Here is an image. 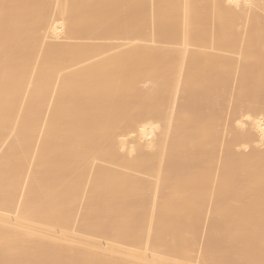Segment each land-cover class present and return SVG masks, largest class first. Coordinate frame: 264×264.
<instances>
[{"label":"bare ground","instance_id":"6f19581e","mask_svg":"<svg viewBox=\"0 0 264 264\" xmlns=\"http://www.w3.org/2000/svg\"><path fill=\"white\" fill-rule=\"evenodd\" d=\"M263 83L264 0H0V264H264Z\"/></svg>","mask_w":264,"mask_h":264},{"label":"rangeland","instance_id":"374dc122","mask_svg":"<svg viewBox=\"0 0 264 264\" xmlns=\"http://www.w3.org/2000/svg\"><path fill=\"white\" fill-rule=\"evenodd\" d=\"M148 3H150V1H149ZM47 7H48V9L50 8L49 6H47ZM144 12H145V10H144ZM144 12H143V13H144ZM141 14H142V13H141ZM208 14H209V13H207V15H208ZM207 15H206V17L203 16V18H205V20L207 19L206 23L209 21V22H210V25H211V19L209 18V15H210V14H209L208 16H207ZM210 17H211V15H210ZM232 18H233V17H232ZM237 18H239V17H237V16L235 17V19H236V20H235V23H237V21L239 20V19L237 20ZM208 19H210V20H208ZM241 20H242V19L240 18V21H241ZM209 22H208L207 25L205 26L207 29H205V30L202 31V32L205 33V34H206V32H208L207 30L209 29V27H207V26H209ZM233 22H234V21H233ZM105 28H106V27H105ZM100 30H101V29H100ZM105 30H106V29H105ZM102 31H103V30H102ZM108 31H110L109 28H107V32H105V34L108 35V33H109ZM169 31L171 32L170 29L168 30V32H169ZM204 31H206V32H204ZM96 32H97V33H96ZM96 32H93L94 34L96 33V34H95L96 37L101 38V35H100V36L98 35V31H96ZM100 32H101V31H100ZM166 32H167V30L165 29V33H166ZM170 32H169V33H170ZM210 32H211V31H209L208 33L210 34ZM102 33H103V32H102ZM208 33H207V34H208ZM81 34H82V33H81ZM81 34H77V35H81ZM90 34H91V33H90ZM90 34H89V35H90ZM94 34H93V35H94ZM103 34H104V33H103ZM205 34H204V35H205ZM209 34H208V36H209ZM77 35H76V36H77ZM91 35H92V34H91ZM107 35H105V37H106ZM74 36H75V35H74ZM84 36H85V35H84ZM84 36H83V37H84ZM80 37H81V36H80ZM94 37H95V36H94ZM102 37H104V35H103ZM167 60H169V59H167ZM172 62H173V61H171V63H172ZM167 63L170 64V61H166V64H167ZM168 64H167V65H168ZM172 65H173V67H170L171 70H172V68H175V67L177 66L176 63H175V64L172 63L170 66H172ZM168 68H169V66H168ZM170 68L168 69V73H169ZM176 69H177V68L173 69V70L170 71V72H173V71L176 70ZM217 75H218V74H217ZM217 75L215 76V78L220 77V74H219V76H217ZM143 78H144V77H143ZM143 78L141 79V81L145 80L146 77H145L144 79H143ZM221 78H222V76L220 77V79H221ZM217 79H218V78H217ZM231 79H232V81H230V82L227 81V82H229V85H230L229 87H230V88L234 87V84H233V82H234V81H233V78H231ZM231 79H230V80H231ZM221 80H222V79H221ZM219 82H220V81H217L216 83H219ZM231 82H232V83H231ZM216 83H215V85H217V86L223 85V83H222V84H221V83H220V84H216ZM230 83H231V84H230ZM234 83H235V82H234ZM224 84H225V83H224ZM232 84H233V86L231 87ZM263 84H264V83H263ZM215 85H214V86H215ZM223 86H224V85H223ZM223 86H220L219 88L221 89V87H222V89H223ZM227 86H228V85H227ZM229 87L227 88L228 90L230 89ZM245 87H250V86H247V85H246ZM263 87H264V86L262 85L261 88H263ZM219 88L216 87L217 90H218ZM225 88H226V84H225ZM251 88H253V87L251 86ZM251 88H248L247 91H249V92L244 91V90H246V88H245V89L240 88V89L243 90L244 93L248 94V93H250ZM211 89L213 90L214 88L212 87ZM211 89H210V91H211ZM220 89H219V92H218L219 94L223 92V90L221 89V90H222V92H221ZM240 89H238V90H240ZM249 89H250V90H249ZM225 90H226V89H225ZM228 90H227V91H228ZM238 90L236 91V93L241 92V90H240V91H238ZM252 90H253V89H252ZM163 91H165V89H162V92H163ZM213 91H214L215 93H214ZM213 91L210 92V93H208V92H209V90H208L207 93H208V95L211 96L210 99H213V98L216 99V102L218 103V105H220V103L218 102V99H219L220 96H222L223 94H220V96H216V95H219V94L215 91V89H214ZM253 91H254V90H253ZM258 91H259V90H258ZM260 91L262 92L263 90L261 89ZM260 91H259V92H260ZM162 92H161V94H160L159 96H160V97H161L162 95H163V96H162V98H160L158 101H160L161 99L164 100V98H165V99L167 98V99H166V102H167V103L169 102V103L171 104V101H172V100L170 101V99H169V98H170V95H171L170 92H169V94H168V93L166 94L165 92H164V94H162ZM228 92H229V91H228ZM231 92H234V93H235V90H234V91L232 90ZM261 92H260V93H261ZM263 92H264V91H263ZM263 92H262V93H263ZM207 93L204 94V95L206 96L204 99L210 97V96L207 97ZM224 93L227 94L225 91H224ZM242 93H243V92H242ZM244 93H243V94H244ZM254 93H255V94H254ZM257 93H258V92H256V91H254L253 93H252V91H251V94H254V95H255L253 100H254L255 102H257V103H260L259 100H260V99H264V98H263L264 95L261 94V96H260L261 98L257 99V98L259 97V94H257ZM141 94L143 95L144 92H143V91H142L141 93L139 92V96H140ZM215 94H216V95H215ZM243 94H242V95H243ZM201 95H203V94H201ZM227 95H230V96H229V97L227 96L226 98H227V99L231 98V99H230L231 101H232V98H233V103H235V104L231 105V101H230V100H229V101H230L229 103L226 102V101H228L227 99H225L226 101H225V100H223V101H225V103H228V104H224L223 102H221V101H222V99H221V101H220V100H219V101L221 102L222 107H221V106H220V107H221L222 109L219 108V107H215V109H216V108H219L221 112L224 111V110H226V108H227L228 110H226V111H224L223 113L220 114L219 109H217V111H216V110L214 111V107H213V108H211V111H210V113H211L212 115H213V113L215 112V113H217L216 116H218L219 114H220V116H222V114L225 115L226 112L228 113V111H229V114H231L232 116L228 114V115H225V117H226V116H227V117L229 116V119H230V118H233V117H234V118H235V117H239L240 115H242V114L245 113V112L240 113L241 110H245V109L250 110L249 108H252V107H250L251 104H248L247 102H246V105H247V107H248V105H249V108H247L246 105H244V103H245L244 101H245V100H244L243 98H241L242 95L240 96V94H237V95H238V98H240L241 100L237 99V98H236V95L233 94V93H230V94H227ZM257 95H258V97L256 98ZM139 96L137 95V97H139ZM239 96H240V97H239ZM248 96H249V95H248ZM248 96L245 97V94H244L245 99H248ZM251 96H253V95H250L249 97H251ZM135 97H136V96H135ZM135 97H134V98H135ZM140 97H142V96H140ZM202 97H204V96H202ZM202 97H201V98H202ZM222 97H223V96H222ZM124 98H126V100L128 99L129 102L127 101V103H130V102L132 103V101L134 100L133 97L129 98V97H126V96H122L120 99H121V100H124ZM171 98H172V95H171ZM251 98H252V97H251ZM255 98H256L257 100H256ZM137 99H138V98H137ZM168 99H169V100H168ZM190 99H191V98H190ZM193 99H195V98H193ZM193 99H191V100H193ZM197 99H198V96H197ZM214 99H213V101H214ZM139 100H141V98H139ZM139 100H137V101H139ZM162 100L160 101L161 103H162ZM124 101H125V100H124ZM134 101H135V100H134ZM137 101H135V102L138 103ZM164 101H165V100H164ZM187 101H190V100L187 99L186 102H184V103H182V102H183V101H182L181 103L178 104V107H180V104H182V105H183V106L181 105V109H182V107L186 106L185 103H186L187 105H189L190 102H187ZM238 101H239V103H240V102H244L243 104L241 103V104H242V105H241L242 107H243V105H244L243 109H242L241 106L238 105ZM261 101H262V100H261ZM135 102H134V104H136ZM216 102H215V103H216ZM255 102H252V105H253V106L256 104ZM262 102H263V101H262ZM123 103H124V102H123ZM161 103H160V104H161ZM254 103H255V104H254ZM138 104H139V103H138ZM162 104H163V103H162ZM162 104H161V105H162ZM164 104H165V103H164ZM164 104H163V105H164ZM170 104H169V105H170ZM130 105H132V104H130ZM136 105H137V104H136ZM165 105H166V104H165ZM165 105H164V106H161V108H162V107H163V108L165 107L164 110L166 109V107H167L168 104H167L166 106H165ZM227 105H228V106H227ZM234 105H235V108H234V109L236 110L235 112L237 113V111H239V113H240V114L238 113L239 116H238L237 114H234V109H233ZM190 106H191V105H190ZM215 106H216V105H215ZM230 106H232V108H231ZM258 106H259V104H257V106H255V108L258 107ZM263 106H264V104H262V107H263ZM187 107H188V106H187ZM223 107H224V108H223ZM240 107H241V109H240ZM259 107H261V106H259ZM259 107H258V110H259L260 112H258V110H257V111H256V110H253V109H254V107H253L252 110H253L255 113H254L253 111L250 110V111H251V114L254 113V115H259V116H263V117H264V115H263V114H264V111H262L263 114H260V113H261V108H262V107H261L260 109H259ZM161 108L158 109V110H157V109L154 110V111H158L159 113H158V112H154V111H152V116H153L154 119H155V117H157V116H159V117L156 118V119H160V115H162V111H163V110H162L163 108H162V109H161ZM167 108H168V107H167ZM185 108H186V107H184V109H185ZM263 108H264V107H263ZM263 108H262V110H264ZM189 109H192V108H189ZM201 109H202V108H201ZM201 109H200V110L198 109L197 111H201ZM230 109L233 110L232 113H231ZM204 110H205V109H203V110L201 111V112H203L202 115H205V114H206V115L209 116L210 113H207V112H205ZM165 111L167 112V110H165ZM206 111H209V110H206ZM153 112H154V113H153ZM166 112L163 111V114L165 115ZM204 112H205V113H204ZM257 112H258V113H257ZM155 113H157V114H156V115H153V114H155ZM160 113H161V114H160ZM196 113H197V112H196ZM215 113H214V114H215ZM247 113H250V112L247 111ZM166 114H167V113H166ZM197 114H198V113H197ZM167 115H168V114H167ZM199 115H201V114H199ZM202 115L200 116V118H202ZM206 115H205V117H206ZM235 115H236V116H235ZM149 116H150V114H149ZM152 116H150V117H152ZM154 116H155V117H154ZM165 116H166V115H165ZM216 116H215V117H216ZM220 116H219V117H216V118H217V123H218V122H219V124L222 123V124L220 125V127H221V126H223V121H221V120H220L221 122L218 121V118L221 119ZM146 117H148V115H147ZM198 117H199V116H198ZM211 117H213V116H211ZM142 118H143V117H142ZM162 118H164V117L162 116ZM162 118H161V119H162ZM203 118H204V116H203ZM213 118H214V117H213ZM216 118H215V121H216ZM140 119H141V118H140ZM140 119H136V120H140ZM164 119H165V118H164ZM199 120H200V119H199ZM222 120H224V117L222 118ZM120 122H121V121H120ZM198 122H199V121H198ZM198 122H197V123H198ZM228 125H229V123H228ZM228 125H227V126H224L225 128H224V127H222V128H223V129H226V128H227V131H228L230 128H232V127H229V128H228ZM230 125H231V124H230ZM230 125H229V126H230ZM218 127H219V126H218ZM222 128H220V129H222ZM218 129H219V128H218ZM232 129H234V127H233ZM232 129H230V130H232ZM219 131H220V134H219L218 136H221V133H223V131H221V130H219ZM233 131H236V129L233 130ZM229 132H231V134H230V136H229L228 138L233 137L232 134H234V133L237 135V136H235V134H234V139H233V140L230 138V140H232L233 143H232L231 141H229L228 138H226V141L231 142V143L233 144V146H234V144H235L234 141H237V140H238V136H239L238 133H239V134H242V133H240L239 131H238V132H237V131H236V132L229 131ZM248 134H249V133H247V135H248ZM250 134L252 135L251 138H250V140H253V138H256V135H255V134H253V133H250ZM250 134H249V136H250ZM245 135H246V134H245ZM245 135H244V134L242 135L243 138L245 137ZM242 136H241V135L239 136V138H240L239 140H240V141H241ZM249 136H248V141H249ZM221 137H222V136H221ZM235 137H236L237 139H236ZM216 138H217V137H216ZM243 138H242V140H243ZM246 138H247V136H246ZM217 139H219V138H217ZM235 139H236V140H235ZM222 140H223L222 143H224L225 145H227V143L224 142L225 139L222 138ZM244 140L247 141V139H244ZM244 140H243V141H244ZM218 141H219V140H218ZM218 141L216 140V143H217ZM240 141H239V142H236V143L238 144V143H240ZM243 141H241V142H243ZM220 142H221V141H220ZM222 143H221V144H222ZM231 143H229V144L231 145ZM229 144H228V145H229ZM217 145H218V143H217ZM217 145H216V146H217ZM220 146H221V145H219V147H220ZM231 146H232V145H231ZM229 147H230V146H229ZM218 149L220 150V148H218ZM218 149L216 148L215 152H216ZM218 154H219V151H218ZM216 155H217V154H216ZM230 155H231V154H229V156H228L229 158H231ZM231 156H232V155H231ZM233 156H234V155H233ZM234 158H235V157H234ZM177 161H178V160H176V162H177ZM179 161H180V159H179ZM187 161H188V160H187ZM180 162H181V164H180ZM180 162L175 163V165H177V166H178V164H180V165H188L189 163H193V162H191V161H189V163H188V162L186 163V159H181ZM201 168H202V167H201ZM203 169H204V168H203ZM173 170H174V172H175V171L179 172L178 169L175 168V167L172 168V171H171V172H173ZM230 173H233V170H232V172L230 171ZM174 174H176V173H174ZM174 174H173V175H174ZM177 174H178V173H177ZM147 200H148V199L146 198L145 201L147 202ZM145 201L143 200V202H144L145 204H148V203H146ZM138 202H139V201H138ZM148 202H149V201H148ZM197 202L199 203L200 201H197ZM198 203L195 205V207H197L196 210H195L194 208H193V210H195V211L198 210V213H199L201 210H203L202 212H204V207H205L206 205H202L201 202H200L201 204L198 205ZM200 206H201L203 209H201ZM207 206H208V205H207ZM207 206H206V208H207ZM198 207H199V208H198ZM215 207H216V206H215ZM206 208H205V209H206ZM199 210H200V211H199ZM191 212L193 213L194 211H191ZM205 212H207V210H205ZM205 212H204L203 214H202V213H200V214H196V212H194V214H192V215L196 216V217L193 216V218H196L195 221H196L198 218H200V220H201V219H204L205 216H206V213H205ZM204 214H205V216H204ZM190 217H191V216H190ZM191 219H192V218H191ZM193 220H194V219H192V221H193ZM198 220H199V219H198ZM198 220H197V222H199ZM197 222H196V223H197ZM201 222H203V220H202ZM201 222H200V223H201ZM189 224H191V223H189ZM189 224H188V225H189ZM192 224H193V225H192ZM192 224L189 226V228H186V227H188V225H187V226L185 225V227H184L183 230H186V229H187L186 231H188V230H191V228L194 229V228L192 227V226H194V223H192ZM211 224H212L211 227H206L207 225H204V224H203V227L201 226L202 224H200V225H199V227L201 226L200 228L194 226V227H195V233H196V234L191 230V233L193 232L192 235L195 234V235H197V236H198V235L200 236L199 239H198V240L200 241V245H197V246L199 247L197 250H200V249H201V250H202V249H203V250L205 249L204 251H208V250H209V248H210L209 245H205V242L203 243V240H204V238H207V236H210L209 234H212V233H211V231H212V227L215 226L214 228H215V229L217 228L216 225H215L216 223H211ZM195 225H198V224H195ZM217 225L219 226L218 223H217ZM190 227H191V228H190ZM202 228H203V233H202ZM205 228H206L207 230H205ZM208 228H211V229H209L210 232H209ZM196 229H197V230H196ZM215 229H214V233H216ZM199 230H200V232L202 233V235H201V233L199 232ZM196 231H197L198 233H197ZM206 231H208V232H207L208 235L206 234ZM212 232H213V231H212ZM189 233H190V232H189ZM199 233H200V234H199ZM214 233H213V235H214ZM205 235H207V236H205ZM213 235L210 236L209 238H210V239L213 238V237L215 236V235H214V236H213ZM204 236H205V237H204ZM192 237H194V235H193ZM201 237H202V238H201ZM203 237H204V238H203ZM219 237H220V236H219ZM219 237H216V236H215V238H218V239H219ZM194 238H195V237H194ZM192 239H193V238H192ZM210 239H209V240H210ZM198 240L196 241V239H195L194 241L197 243ZM206 240H207V239H206ZM222 240L224 241V243H226L225 240L222 239V238H221L220 241H219V240H216V239H215V240H214V239H213V240H210L211 242H212V241L217 242V243H216L217 245H212L214 242L211 243V242L208 241L209 244L211 243L210 246H212V247H211V251L213 252L214 249H219V251H220V250L223 251L224 248H226V249H228V252L225 250L223 253H227V255H230V253H232V252L234 251L235 255L237 256V254H236V252H235L236 249H234V248H232V247H229L227 244H225V245L228 246V248H227V246L225 247V246L223 245V243H219V242H221ZM193 243H194V242H193ZM193 243H191V244H193ZM187 244H188V243H187ZM189 244H190V242H189ZM194 244H195V243H194ZM197 244H199V243H197ZM203 244H204L205 246H203ZM220 244L222 245L223 248L221 247ZM184 246L186 247V249L189 247L187 250H191V251L194 252V248H195V246H192V245H191L192 248H191V246H189V245H188V246L184 245ZM213 246H214V247H213ZM182 247H183V246H182ZM206 247H207V248H206ZM190 248H191V249H190ZM212 248H213V250H212ZM229 248H231V249H229ZM206 249H207V250H206ZM232 249H233V251H232ZM203 250H202V251H203ZM209 251H210V250H209ZM236 251H237V250H236ZM195 252H197L196 249H195ZM215 252H216V251H215ZM208 253H209V252H208ZM208 253H207V254H208ZM216 253H217V252H216ZM219 253H221V252H219ZM223 253H221V254L223 255ZM213 254H214V253H213ZM215 255H217V254H215ZM218 255H219V254H218ZM218 255H217V256H218ZM225 255H226V254H225ZM241 255H242V254H241ZM213 256H214V255H213ZM223 256H224V255H223ZM230 256H231V255H230ZM230 256H229V258H228V259H230L229 261L226 259V262L228 261L229 264L231 263V262H230V261L232 260L231 257H233L234 254H233V256H231V257H230ZM238 256H240V254H238ZM238 256H237L236 258H235V256H234L233 258H235V260H236V259H239L240 257L238 258ZM227 257H228V256H227ZM216 258H217V257H216ZM218 258H219V261H220V262L223 261L222 264H226V262L224 261L225 258H226L225 256H224V260H221L223 257L218 256ZM209 259L213 260V259H215V258H213L211 254L206 255V254L204 253V257L202 258V261L205 262V260H206V262H207V261H209ZM216 260H218V259H215V261H216ZM235 260H233L231 264H233V262H235ZM219 261H218V262H219ZM240 261H241V259H240ZM211 262H212V261H211ZM211 262H209V263H211ZM213 262H214V261H213ZM213 262H212V264H213ZM228 262H227V263H228ZM242 262H244V261H242ZM242 262H238V261L236 260V263H238V264H239V263L241 264ZM207 263H208V262H207ZM216 263H217V262H215V264H216ZM52 264H53V263H52ZM54 264H55V263H54Z\"/></svg>","mask_w":264,"mask_h":264}]
</instances>
